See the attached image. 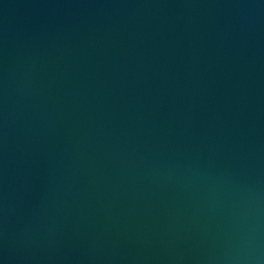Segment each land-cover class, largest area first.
Masks as SVG:
<instances>
[{"label":"water","instance_id":"water-1","mask_svg":"<svg viewBox=\"0 0 264 264\" xmlns=\"http://www.w3.org/2000/svg\"><path fill=\"white\" fill-rule=\"evenodd\" d=\"M0 264H264V0H0Z\"/></svg>","mask_w":264,"mask_h":264}]
</instances>
